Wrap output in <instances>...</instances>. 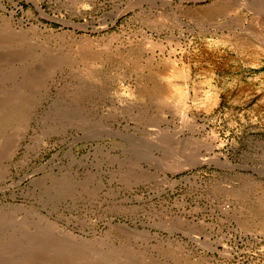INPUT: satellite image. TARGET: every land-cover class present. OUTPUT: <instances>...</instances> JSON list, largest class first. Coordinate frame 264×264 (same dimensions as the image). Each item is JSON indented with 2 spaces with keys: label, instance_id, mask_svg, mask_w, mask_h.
<instances>
[{
  "label": "rangeland",
  "instance_id": "rangeland-1",
  "mask_svg": "<svg viewBox=\"0 0 264 264\" xmlns=\"http://www.w3.org/2000/svg\"><path fill=\"white\" fill-rule=\"evenodd\" d=\"M263 40L264 0H0V264H264Z\"/></svg>",
  "mask_w": 264,
  "mask_h": 264
},
{
  "label": "bare ground",
  "instance_id": "bare-ground-1",
  "mask_svg": "<svg viewBox=\"0 0 264 264\" xmlns=\"http://www.w3.org/2000/svg\"><path fill=\"white\" fill-rule=\"evenodd\" d=\"M219 9L222 10L221 6H220V5H217V6L215 5V6H214L213 8H211L210 10H212V11H218ZM220 10H219V12H221ZM212 13H213V12H211L210 14H212ZM255 19H256V18H255ZM234 20H235V19H234ZM253 20H254V19H253ZM253 20H252V21H253ZM240 23H241V22H240ZM253 23H254V22H253ZM259 23H260V22H259ZM160 25H161V24H160ZM254 25H255V24H254ZM240 26H241V25H240ZM252 26H253V25H252ZM248 27H249V26H248ZM250 27H251V26H250ZM233 28H234V27H233ZM235 28H238V27H235ZM246 28H247V27H246ZM246 28H244V29L246 30ZM239 29H240V28H239ZM247 29H249V28H247ZM241 31H242V29H241ZM241 34H242V32H241ZM241 36H242V35H241ZM252 37H253V36H252ZM259 38H260V37H259ZM231 39H232V38H231ZM255 39H257V38H255ZM232 40H233V39H232ZM220 41H221V40H219V42H220ZM250 41L254 42L253 40H250ZM258 41H260V40H258ZM263 41H264V40H263ZM154 43H155V42H154ZM234 44H235V43H234ZM236 44H237V43H236ZM154 45H155V44H154ZM155 46H156V45H155ZM233 47H234V46H233ZM261 53H262V52H261ZM257 55H258V54H257ZM166 65H167V63H166ZM169 66L172 67L170 64H169ZM167 70H168V69H167ZM170 71H171V70H170ZM170 71H169V72H170ZM164 72H165V71H164ZM167 72H168V71H167ZM165 75H166V74H165ZM160 76H161V75H160ZM187 77H188V76H187ZM185 80H186V79H185ZM158 82H159V81H158ZM187 82H188V81H187ZM167 83H168V82H167ZM173 84H174V83H173ZM155 85H156V83H155ZM171 85H172V84H171ZM173 86H174V85H173ZM155 87H156V86H155ZM176 87H178V86H176ZM183 87H184V86H183ZM142 88H143V87H141V89H139L138 92H140V91L142 90ZM148 88H149V87H148ZM162 88H163V87H162ZM162 88L160 87V89H162ZM184 89H186V88H184ZM184 89H183V91H184ZM143 90H144V89H143ZM145 91L148 93L150 90H149V91L145 90ZM151 91H153V92L156 93V92H158V91H160V90H159V88L156 87L154 90L151 89ZM151 91H150V92H151ZM167 91H168V90H167ZM175 91H176V90H175ZM141 92H142V91H141ZM150 92H149L148 94H151V95H152V93H150ZM160 92L163 93V91H160ZM188 92H189V91H188ZM142 93H143V92H142ZM147 93L145 94L146 96H148ZM166 93H167V92H166ZM170 93H171V92H170ZM185 93H186V92H185ZM207 93H208V92H207ZM140 94H141V93H140ZM172 94H173V93H172ZM172 94H171V95H172ZM174 94H175V93H174ZM138 95H139V94H138ZM141 95H142V94H141ZM151 95H150V96H151ZM204 95H205V94H204ZM169 96H170V95H169ZM186 96H187V95L182 94V93L180 92V98H179V100H180V102L183 101V104L185 103L184 101H185V97H186ZM207 96H209V95H207ZM207 96H206V97H207ZM138 97H140V96H138ZM157 97H158V96H157ZM191 97H192V96H191ZM159 98H161V97H159ZM204 98H205V97H204ZM206 99L208 100V98H206ZM206 99H203V100L205 101ZM210 99H211V98H210ZM178 102H179V101H178ZM178 102H177V104H179ZM207 104H208V102H207ZM203 105H204V104H203ZM188 106H189V105H188ZM211 106H212V105H211ZM211 106H210V107H211ZM210 107H209V108H210ZM187 161H188V160H187ZM192 164H193V163H192ZM76 256H77V255H76ZM210 259H211V258H210ZM207 260H208V259H206V261H207ZM80 261H81V260H80ZM204 261H205V259H204ZM209 261H211V260H209ZM207 263H208V262H207ZM211 264H212V263H211Z\"/></svg>",
  "mask_w": 264,
  "mask_h": 264
}]
</instances>
